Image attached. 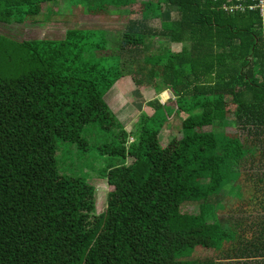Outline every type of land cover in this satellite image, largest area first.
I'll return each mask as SVG.
<instances>
[{
  "label": "trees",
  "instance_id": "obj_1",
  "mask_svg": "<svg viewBox=\"0 0 264 264\" xmlns=\"http://www.w3.org/2000/svg\"><path fill=\"white\" fill-rule=\"evenodd\" d=\"M55 1L0 0V25H20ZM85 1L90 16L105 18L135 0ZM174 9L178 22L149 26V16ZM42 37L11 43L21 47L11 75L0 65V264H264L258 13L228 15L211 0H147L112 53L100 30ZM156 37L182 48L154 49ZM129 61L139 89L161 79L175 101H156L131 139L104 100ZM182 114V136L163 146L161 132ZM227 116L236 132L217 125ZM88 152L107 158L99 214L87 176L59 168L64 153Z\"/></svg>",
  "mask_w": 264,
  "mask_h": 264
},
{
  "label": "rangeland",
  "instance_id": "obj_2",
  "mask_svg": "<svg viewBox=\"0 0 264 264\" xmlns=\"http://www.w3.org/2000/svg\"><path fill=\"white\" fill-rule=\"evenodd\" d=\"M143 4L144 0H135L130 8L121 10L112 8L109 9L105 18H100L92 17L86 12L87 3L85 0H60L55 1V3H42L41 15L27 17L20 25H0V65L6 71L4 72L5 74L11 75L12 71H10V68L16 66L20 60L21 47H15L11 43L17 44L30 37V34L33 38L36 36L41 37L39 39H42L43 35L46 38H63L65 29L69 28L83 29V31H102L107 41V53H112L121 45L126 24L129 21H141L143 19ZM179 19L180 15L174 9L160 17L149 16L148 24L151 28L160 30L164 23H175ZM27 24L30 27L25 26ZM41 24H43V28L39 26ZM152 42L154 43V49L161 46L164 50L170 48L176 53L182 48L181 44L173 42L171 39L156 37ZM128 63L123 68V76L105 93L104 100L116 115L118 121L130 134L129 139H131L133 138L132 133L135 131L137 121L141 120L143 116L151 115L154 112L156 101L170 107L174 106L175 101L174 94L161 79H158V85L155 88L146 86L141 88L142 90L139 89V85L136 84L130 74V61ZM186 117V114H182L181 117L175 118L171 121L168 128L166 126L161 132L160 140L163 146H166L173 137L182 136L181 122ZM217 125H220V128L227 133L237 131L233 116H227L223 122L217 123ZM210 129V127L205 128V130ZM106 160V157L100 156L94 159L91 152L85 154L64 153L63 158L59 160V168L61 170H67L74 175L87 176V181L94 190L93 207L96 214L101 213L105 209L106 204L108 185L105 178L100 176V171L106 166ZM128 162L129 160H126V163ZM118 163H121V161L118 160ZM251 169L256 170L257 167L255 166ZM262 171L264 172L263 167ZM226 259L227 257L224 256L220 260L221 262H227Z\"/></svg>",
  "mask_w": 264,
  "mask_h": 264
},
{
  "label": "built area",
  "instance_id": "obj_3",
  "mask_svg": "<svg viewBox=\"0 0 264 264\" xmlns=\"http://www.w3.org/2000/svg\"><path fill=\"white\" fill-rule=\"evenodd\" d=\"M219 4V9L227 14L245 13L246 11L260 12L264 20V0H213Z\"/></svg>",
  "mask_w": 264,
  "mask_h": 264
},
{
  "label": "crops",
  "instance_id": "obj_4",
  "mask_svg": "<svg viewBox=\"0 0 264 264\" xmlns=\"http://www.w3.org/2000/svg\"><path fill=\"white\" fill-rule=\"evenodd\" d=\"M144 1H147V0H144ZM212 1V4H214L215 6H217L218 8H219V4H216V3H213V0H211ZM220 10V9H219ZM221 11V10H220ZM222 12V11H221ZM224 13V12H223ZM250 13H255L254 11L252 12V11H246L245 13H234V14H228V15H232V16H234V15H241V14H250ZM258 13V15H259V17H260V19H261V23H262V31L264 32V20H263V18H262V16H261V14H260V12H257Z\"/></svg>",
  "mask_w": 264,
  "mask_h": 264
}]
</instances>
